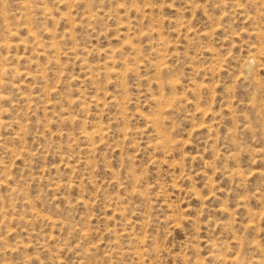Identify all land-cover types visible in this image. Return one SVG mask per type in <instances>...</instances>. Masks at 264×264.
I'll list each match as a JSON object with an SVG mask.
<instances>
[{
	"label": "rangeland",
	"instance_id": "1",
	"mask_svg": "<svg viewBox=\"0 0 264 264\" xmlns=\"http://www.w3.org/2000/svg\"><path fill=\"white\" fill-rule=\"evenodd\" d=\"M0 264H264V0H0Z\"/></svg>",
	"mask_w": 264,
	"mask_h": 264
}]
</instances>
